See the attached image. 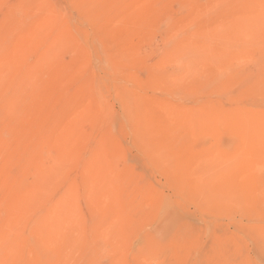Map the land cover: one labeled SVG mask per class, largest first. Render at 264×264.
Here are the masks:
<instances>
[{
  "label": "rangeland",
  "instance_id": "obj_1",
  "mask_svg": "<svg viewBox=\"0 0 264 264\" xmlns=\"http://www.w3.org/2000/svg\"><path fill=\"white\" fill-rule=\"evenodd\" d=\"M0 264H264V0H0Z\"/></svg>",
  "mask_w": 264,
  "mask_h": 264
}]
</instances>
